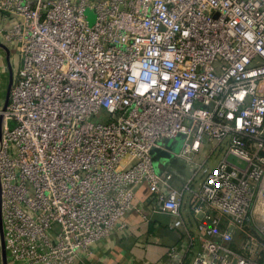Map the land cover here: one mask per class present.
<instances>
[{"label":"built area","instance_id":"1","mask_svg":"<svg viewBox=\"0 0 264 264\" xmlns=\"http://www.w3.org/2000/svg\"><path fill=\"white\" fill-rule=\"evenodd\" d=\"M0 42L20 58L0 111L12 264H75L125 225L143 184L171 214L192 193L197 233L170 262L197 239L192 264H264L243 232L264 195V0H0ZM178 136L189 163L203 143L225 147L196 189L156 168Z\"/></svg>","mask_w":264,"mask_h":264},{"label":"crops","instance_id":"2","mask_svg":"<svg viewBox=\"0 0 264 264\" xmlns=\"http://www.w3.org/2000/svg\"><path fill=\"white\" fill-rule=\"evenodd\" d=\"M20 67V58L13 54L0 53V111L6 102L11 76L13 80ZM183 137L165 139L161 154H154L156 168L162 172H173L172 186L182 190L189 184L196 189L202 179L198 166L205 164L213 167L223 158L225 147L210 149L203 143L189 163L178 157ZM191 192H185L179 214L161 210L157 200L152 196L147 184L141 185L133 198V209L125 217V225L119 226L87 250H81L75 264H175L168 255L173 249H180L189 234L197 233V220L191 210ZM264 214V204L258 208ZM184 241V242H185ZM200 250L199 242L182 249L181 264H192ZM8 264H12L7 258ZM0 264H5L2 252L0 232Z\"/></svg>","mask_w":264,"mask_h":264},{"label":"rangeland","instance_id":"3","mask_svg":"<svg viewBox=\"0 0 264 264\" xmlns=\"http://www.w3.org/2000/svg\"><path fill=\"white\" fill-rule=\"evenodd\" d=\"M86 16H87V20L89 21L90 24H93L95 22L96 19V14L95 11L91 8H88L86 11ZM3 43V42H2ZM5 44L8 49H9V54H13V56L15 57V59L18 60L19 55L17 54V51L15 50V46L13 43H3ZM0 53L7 55L8 51L0 46ZM233 161L237 162V163H241L238 159L236 158H232ZM264 204V195H260L259 199L257 200V202L254 205L253 208V212H252V221L249 225L245 226L243 228V232L246 234H250L253 235L254 237H256L259 241L264 242V214H262V212H258V208L262 207ZM242 236H237V240L235 242L236 246H239V242L238 240L241 238Z\"/></svg>","mask_w":264,"mask_h":264},{"label":"water","instance_id":"4","mask_svg":"<svg viewBox=\"0 0 264 264\" xmlns=\"http://www.w3.org/2000/svg\"><path fill=\"white\" fill-rule=\"evenodd\" d=\"M0 46L5 48L8 51V55H9L8 47L5 44H3L2 42H0ZM12 84H13V77L11 76V79H10V82H9V86H8V91H7L6 102H5V106H4L3 110H6V108L8 106ZM3 120H4V117L0 116V140H1V136H2ZM152 153L153 154H155V153L156 154H158V153L161 154V151L158 150V149H155ZM0 232H1V239H2L3 260H4L5 264H8L6 246H5V240H4V234H3V225H2L1 214H0Z\"/></svg>","mask_w":264,"mask_h":264}]
</instances>
